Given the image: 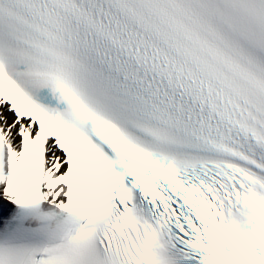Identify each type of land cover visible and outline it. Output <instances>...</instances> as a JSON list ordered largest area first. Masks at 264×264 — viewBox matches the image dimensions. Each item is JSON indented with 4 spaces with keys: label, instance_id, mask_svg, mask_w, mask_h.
Returning <instances> with one entry per match:
<instances>
[{
    "label": "snow or ice",
    "instance_id": "snow-or-ice-1",
    "mask_svg": "<svg viewBox=\"0 0 264 264\" xmlns=\"http://www.w3.org/2000/svg\"><path fill=\"white\" fill-rule=\"evenodd\" d=\"M0 264H264V0H0Z\"/></svg>",
    "mask_w": 264,
    "mask_h": 264
}]
</instances>
